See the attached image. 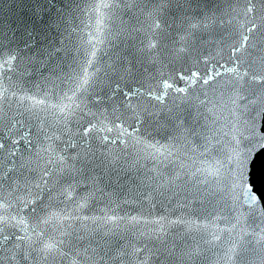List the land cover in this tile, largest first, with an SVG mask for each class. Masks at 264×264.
I'll return each instance as SVG.
<instances>
[{
  "label": "snow or ice",
  "instance_id": "obj_1",
  "mask_svg": "<svg viewBox=\"0 0 264 264\" xmlns=\"http://www.w3.org/2000/svg\"><path fill=\"white\" fill-rule=\"evenodd\" d=\"M7 7L0 264H205L222 250L249 264L264 241L250 183L264 149V0Z\"/></svg>",
  "mask_w": 264,
  "mask_h": 264
}]
</instances>
